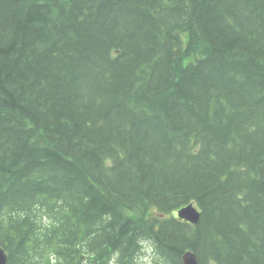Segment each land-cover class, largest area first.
Segmentation results:
<instances>
[{"label":"trees","instance_id":"1","mask_svg":"<svg viewBox=\"0 0 264 264\" xmlns=\"http://www.w3.org/2000/svg\"><path fill=\"white\" fill-rule=\"evenodd\" d=\"M140 237L264 264V0H0L8 264H152Z\"/></svg>","mask_w":264,"mask_h":264},{"label":"water","instance_id":"2","mask_svg":"<svg viewBox=\"0 0 264 264\" xmlns=\"http://www.w3.org/2000/svg\"><path fill=\"white\" fill-rule=\"evenodd\" d=\"M178 216L192 224H198L201 220V212L194 204L182 208ZM184 264H199L198 258L194 252H187L183 256ZM0 264H7V256L4 249L0 246Z\"/></svg>","mask_w":264,"mask_h":264},{"label":"rangeland","instance_id":"3","mask_svg":"<svg viewBox=\"0 0 264 264\" xmlns=\"http://www.w3.org/2000/svg\"><path fill=\"white\" fill-rule=\"evenodd\" d=\"M162 209H166V208H162ZM167 215L168 214H163L162 216H167ZM170 224L171 223H169V224L168 223H166V224L163 223V225H161V227H162L161 233H165L167 229H170L172 231V228L170 227L171 226ZM154 229H155L154 226L152 224H149L148 228H146V229H144L142 231L146 233V237L147 238L152 239ZM143 237H140L138 240L136 239V242L138 244H142L143 241L145 240ZM148 241H150V240H145L144 243H146ZM159 242H160V237H159ZM145 246L148 247V248L145 249V255L144 256H143L144 252H141V251H134V252H132V256L136 260V262L137 261L138 262L141 261L144 257L145 258L147 256L148 257H151L153 259V264H154V258H155V252H154L155 248H154V245H152L150 243H146ZM149 248H151L152 250L150 251ZM119 253H120V251H119ZM143 260H144V262H148V261H145L146 259H143ZM198 261H199V259H198ZM199 264H201V263L199 262Z\"/></svg>","mask_w":264,"mask_h":264},{"label":"bare ground","instance_id":"4","mask_svg":"<svg viewBox=\"0 0 264 264\" xmlns=\"http://www.w3.org/2000/svg\"><path fill=\"white\" fill-rule=\"evenodd\" d=\"M146 248H148V247L145 246V249H146ZM149 250L151 251L152 249L149 248ZM4 251H5V254H6V256H7V264H8V263H9V255H8V253L6 252L5 249H4ZM144 255H145V250H144V254H143V256H144ZM143 259H146L145 261H148V262H144ZM143 259H142L143 261H142V260L140 261L141 263H149V262H150V257H148V256H147L146 258L144 257ZM198 259H199V258H198Z\"/></svg>","mask_w":264,"mask_h":264}]
</instances>
